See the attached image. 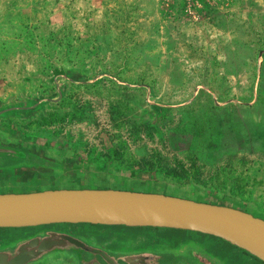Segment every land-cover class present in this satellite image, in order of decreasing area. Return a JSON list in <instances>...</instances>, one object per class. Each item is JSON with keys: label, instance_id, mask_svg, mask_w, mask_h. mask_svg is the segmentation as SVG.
I'll return each instance as SVG.
<instances>
[{"label": "rangeland", "instance_id": "rangeland-1", "mask_svg": "<svg viewBox=\"0 0 264 264\" xmlns=\"http://www.w3.org/2000/svg\"><path fill=\"white\" fill-rule=\"evenodd\" d=\"M262 51L264 0H0V102L53 88L41 77L63 57L81 73L153 86L161 102L190 99L204 74L219 101L249 102ZM258 93L253 106L216 108L202 92L193 107L152 123L139 121L144 91L104 80L72 86L67 115L37 131L123 174L192 181L216 192L217 205L264 215V55ZM162 235L189 247L188 260L164 262H224L199 233ZM31 237L14 235L0 251Z\"/></svg>", "mask_w": 264, "mask_h": 264}, {"label": "flooded vegetation", "instance_id": "flooded-vegetation-1", "mask_svg": "<svg viewBox=\"0 0 264 264\" xmlns=\"http://www.w3.org/2000/svg\"><path fill=\"white\" fill-rule=\"evenodd\" d=\"M79 75L75 71L67 73L72 80L67 89L64 81H60V98L56 104L52 102L57 97L54 86L43 93L0 102V194L76 187L126 190L128 184L132 190L140 191L141 188L134 187L144 184L149 193L165 194L163 191H167L168 186H175L190 192L197 202L217 205L214 202L219 199L216 192L201 189L192 181L169 184L160 178L148 180L136 174H123L110 162L100 164L90 160L74 147H68L57 139L51 140L44 132L37 131L43 129L41 126L63 117L66 113L63 102L67 100L68 91L72 86H81L73 83ZM20 189L25 192H20ZM219 206H235L234 209L247 212L238 203ZM253 212L255 216L257 213ZM164 231L166 229L91 224L0 228V246L14 235L31 233L32 237L27 239L30 240L55 234L71 238L80 246H69L66 250L45 254L29 264H171L164 262V258L187 257L188 260L189 247L179 245L177 241H164ZM200 235L208 239L206 248L216 249L221 255L219 257L224 258V262L215 261V264H264L221 239ZM1 251L4 250L1 248ZM189 262L200 264L192 258Z\"/></svg>", "mask_w": 264, "mask_h": 264}, {"label": "water", "instance_id": "water-1", "mask_svg": "<svg viewBox=\"0 0 264 264\" xmlns=\"http://www.w3.org/2000/svg\"><path fill=\"white\" fill-rule=\"evenodd\" d=\"M263 55L264 51L258 55L252 100L249 102L237 99L219 101L214 85L207 83L205 74L195 86L190 99L177 103L161 102L153 86L123 81L115 73L101 72L95 76L91 72L81 73V68L70 67L65 57L54 66L50 77L41 79L48 86L55 87L54 94L57 97L52 100L55 104L60 98V81H64L67 89L72 81L67 73L71 71L80 73L78 80L73 81L78 85L94 86L108 80L121 88L144 91L145 107H139V121L156 123L174 110L193 107L202 92L210 97L216 108L230 105L253 106L259 95ZM143 185L137 186L141 188L140 191L132 190V186L128 184L126 190L76 187L0 194V228L91 224L182 230L221 239L264 263V219L243 210L197 202L190 192L175 186H168L167 190L178 193L177 196L149 193ZM69 246L78 247L80 244L71 238L55 234L43 239L21 241L13 249L0 252V264H29L45 254L66 250Z\"/></svg>", "mask_w": 264, "mask_h": 264}, {"label": "trees", "instance_id": "trees-1", "mask_svg": "<svg viewBox=\"0 0 264 264\" xmlns=\"http://www.w3.org/2000/svg\"><path fill=\"white\" fill-rule=\"evenodd\" d=\"M186 108H187V107H186ZM69 113H73V112H69ZM61 115H63V114L61 113ZM66 115H67V113L64 114L63 117L66 116ZM63 117H62V118H63ZM60 120H61V119H60ZM246 210H247V212H249V213H251V214H254L253 210H250V209H246ZM255 216H258L259 218L261 217L262 219H264V217H263L264 215H261V214H259V213H258V214H255Z\"/></svg>", "mask_w": 264, "mask_h": 264}]
</instances>
